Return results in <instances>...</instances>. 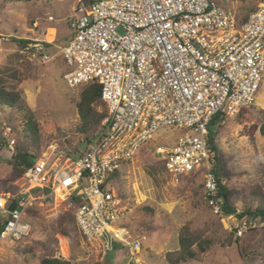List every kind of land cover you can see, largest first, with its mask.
<instances>
[{
    "label": "built area",
    "instance_id": "1",
    "mask_svg": "<svg viewBox=\"0 0 264 264\" xmlns=\"http://www.w3.org/2000/svg\"><path fill=\"white\" fill-rule=\"evenodd\" d=\"M79 10L82 15L70 23L72 36L60 47L69 67L64 79L73 88L100 84L106 111L101 133L76 157L50 145L20 176L19 194L0 196V240L26 238L27 208L60 189L91 245L106 254L116 241L138 264L143 240L128 228L129 207L113 175L120 171L124 178L144 147L153 143L149 149L170 174L202 172L213 211L231 216L218 198L209 125L216 115L236 116L256 102L264 80V0L245 20L213 0H90ZM10 42L0 33V59ZM18 51L42 62L54 58L41 41L29 40ZM168 127L191 130L157 143ZM238 220L236 237L264 228L262 218Z\"/></svg>",
    "mask_w": 264,
    "mask_h": 264
},
{
    "label": "rangeland",
    "instance_id": "2",
    "mask_svg": "<svg viewBox=\"0 0 264 264\" xmlns=\"http://www.w3.org/2000/svg\"><path fill=\"white\" fill-rule=\"evenodd\" d=\"M213 1L244 18L260 0ZM89 2L0 0V33L12 38V42L6 44L0 68L7 64L24 77L18 89L23 92V99L39 126L42 136L37 149L39 156L47 153L50 145L66 149L72 156L87 147L84 135L78 130L77 110L84 86L73 88L67 84L64 74L69 67L60 56V47L73 34L70 23L82 15L81 4L87 6ZM18 39L49 44L47 51L54 58L49 62L31 59L18 51ZM15 53L20 57L16 61L13 58L11 63L10 57ZM9 80L10 83L16 81ZM98 108L105 110L104 104ZM25 119L24 111L0 106V196L19 194L21 190L22 180L14 175L9 160L16 144L25 143L22 138ZM263 120L264 80L251 108L236 116H224V120L212 127L217 147V174L228 186L230 201L238 212L245 205L243 196L247 191L256 187L264 190V136L258 129ZM190 130L164 128L158 133L162 139L156 142H171ZM151 145L144 147L126 166L125 177L116 186L129 207L124 218L128 228L134 237L143 240L138 264H168L166 254L179 248L178 233L185 224L193 229L203 228L212 240L210 249L188 264H262L264 228L251 229L242 237H236L232 228L239 217L237 214L220 216L213 211L206 197L203 173L185 176L168 173L152 154ZM68 203L64 196L58 195L36 198L24 215L31 224L30 234L14 243L0 240V264H40L45 257L60 255L73 264H135L116 241L113 244L117 250L104 254L84 238L77 225L74 228L65 224L70 235L61 233L60 215L74 213V206Z\"/></svg>",
    "mask_w": 264,
    "mask_h": 264
},
{
    "label": "trees",
    "instance_id": "3",
    "mask_svg": "<svg viewBox=\"0 0 264 264\" xmlns=\"http://www.w3.org/2000/svg\"><path fill=\"white\" fill-rule=\"evenodd\" d=\"M14 1V0H9ZM16 1H31V0H16ZM248 16L244 17L245 20ZM69 39V38H68ZM67 39V40H68ZM66 40V41H67ZM20 47L25 46L29 40L18 39ZM47 44V43H45ZM49 45V44H47ZM19 53H15L10 57L11 63L13 58L18 60ZM11 79H15V82L10 83ZM24 77L19 75V71L12 66L4 65L0 68V106H7L10 108H17L25 113V122L22 131V138L25 143L16 144V150L11 159L9 160L12 166V171L17 177L21 176L24 171L30 167L39 157L38 150L41 145V134L39 133V126L35 119V115L23 99V92L18 89V85L23 81ZM103 104L101 98V86L98 83H90L83 87L80 93V100L77 104V110L80 117V124L78 130L85 137L86 145L88 148L94 142L97 141L101 133V121L106 115L105 110H99V106ZM246 109H243L244 112ZM224 120V115H216L209 125V143L210 147L215 153L217 160V147L214 142V136L212 127ZM259 131L264 136V120L259 126ZM78 153L73 156L76 157ZM217 165L214 166V174L216 175L218 182V198L221 200V206L226 215L237 214L239 218H262L264 219V190L260 187H256L247 191L244 194V207L238 212L236 206L230 201L229 188L223 183L216 170ZM163 168L164 164H163ZM115 183L118 184L122 179V172L117 171L113 175ZM34 192V191H33ZM39 192H34L38 194ZM76 202H80V197L74 196ZM5 221V220H4ZM74 213L61 214L59 217L58 226L61 228V233L66 236L70 235V231L65 224L69 227L76 228ZM2 219H0V231L2 229ZM78 228V226H77ZM179 248L173 251H169L166 254L168 264H188L190 260L199 259L202 254L207 252L212 244L210 237L206 236L203 228L193 229L189 224L183 225L178 233ZM118 248V247H117ZM114 246L113 250H117ZM112 250V251H113ZM264 264V258L261 262ZM40 264H73L71 260H67L63 257L51 256L41 259Z\"/></svg>",
    "mask_w": 264,
    "mask_h": 264
},
{
    "label": "water",
    "instance_id": "4",
    "mask_svg": "<svg viewBox=\"0 0 264 264\" xmlns=\"http://www.w3.org/2000/svg\"><path fill=\"white\" fill-rule=\"evenodd\" d=\"M16 208V202H13L11 206L9 207L10 211H13Z\"/></svg>",
    "mask_w": 264,
    "mask_h": 264
},
{
    "label": "bare ground",
    "instance_id": "5",
    "mask_svg": "<svg viewBox=\"0 0 264 264\" xmlns=\"http://www.w3.org/2000/svg\"><path fill=\"white\" fill-rule=\"evenodd\" d=\"M57 195H58V196H62V197L64 196V194H62V192H61L60 189L57 190V194H56V196H57ZM63 255H64V254H63Z\"/></svg>",
    "mask_w": 264,
    "mask_h": 264
}]
</instances>
